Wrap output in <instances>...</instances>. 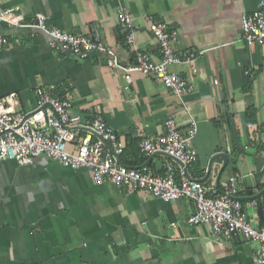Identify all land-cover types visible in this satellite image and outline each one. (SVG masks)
<instances>
[{
    "label": "crops",
    "instance_id": "0c3cea01",
    "mask_svg": "<svg viewBox=\"0 0 264 264\" xmlns=\"http://www.w3.org/2000/svg\"><path fill=\"white\" fill-rule=\"evenodd\" d=\"M259 1L0 0L5 7L20 5L30 21L42 12L49 24L68 31L90 33L98 26L124 65L135 62L138 51L161 57L152 17L178 30L180 51L206 48L196 71L175 64L193 86L180 98L152 74L134 71L128 82L122 69L108 65L105 52L82 58L52 46L47 32L2 22L9 42L0 47V97L15 91L16 104L29 110L37 105L36 88L53 86V93L72 100L73 112L104 115L124 143L126 162L161 174L170 157L147 156L141 139L163 133L169 116L184 132L194 116L199 155L189 173L204 180L211 193L239 173L244 212L259 224L260 203L264 210V44L243 39L240 19ZM122 7L133 14L132 45L120 25ZM249 107L256 110L253 121ZM221 151L229 153L227 164L216 159L209 169L212 156ZM194 211L189 198L166 201L111 180L97 183L88 168L65 166L46 155L28 164L0 158V264H257V241L240 234L217 239L209 224L189 222Z\"/></svg>",
    "mask_w": 264,
    "mask_h": 264
},
{
    "label": "built area",
    "instance_id": "2783aa9c",
    "mask_svg": "<svg viewBox=\"0 0 264 264\" xmlns=\"http://www.w3.org/2000/svg\"><path fill=\"white\" fill-rule=\"evenodd\" d=\"M119 19L127 43L134 44L136 28L131 10L122 7ZM240 19L243 39L250 45H263L264 0L259 1L255 10L242 12ZM2 22L47 32L52 46L82 58L89 57L95 50L105 52L109 55L108 65L122 69L128 82L131 83L134 71L152 74L180 98L193 86L188 77L174 68L175 64L182 63L196 71V61L206 51V48L180 51L175 45L178 30L155 17H152L150 28L159 43L161 57L138 51L136 61L125 65L121 63L117 49L104 41L98 26L90 33H76L49 24L42 12L30 21L20 5L5 7L0 2ZM8 42V36L0 30V47ZM36 92L37 105L29 110L16 104L18 93L15 91L0 97V158H14L28 164L38 156L46 155L65 166L88 168L97 183L111 180L133 190L149 191L166 201L189 198L195 203V211L188 219L190 223L209 224L217 239L240 234L257 241L256 263L264 264V214L259 224L246 216L238 195L239 173L232 174L224 187L215 193H211L204 180L189 173V165L199 155L194 144L197 118L191 116L189 126L183 132L176 117L169 116L163 133L141 139L140 145L147 156L163 153L170 157L165 163V173L161 174L122 158L124 143L100 111L89 116L73 112L72 100L53 93V86H38ZM253 204H259L258 198L253 199Z\"/></svg>",
    "mask_w": 264,
    "mask_h": 264
},
{
    "label": "water",
    "instance_id": "95a60500",
    "mask_svg": "<svg viewBox=\"0 0 264 264\" xmlns=\"http://www.w3.org/2000/svg\"><path fill=\"white\" fill-rule=\"evenodd\" d=\"M228 158H229V153L228 152H226V151L217 152L211 158L209 169L212 167V163L214 162V160L218 159L220 161H223L224 165H226L227 162H228Z\"/></svg>",
    "mask_w": 264,
    "mask_h": 264
},
{
    "label": "trees",
    "instance_id": "16d2710c",
    "mask_svg": "<svg viewBox=\"0 0 264 264\" xmlns=\"http://www.w3.org/2000/svg\"><path fill=\"white\" fill-rule=\"evenodd\" d=\"M247 113H248V116H249V120L250 121H253L254 118H255V115H256V110L255 108L253 107H249L247 109ZM262 202V201H261ZM263 203H260V207H261V214H264V210H263V207H262Z\"/></svg>",
    "mask_w": 264,
    "mask_h": 264
}]
</instances>
